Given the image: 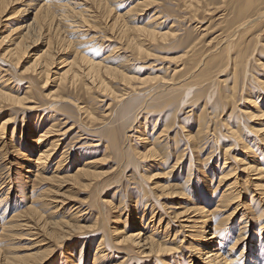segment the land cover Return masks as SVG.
Instances as JSON below:
<instances>
[{"label": "bare ground", "instance_id": "1", "mask_svg": "<svg viewBox=\"0 0 264 264\" xmlns=\"http://www.w3.org/2000/svg\"><path fill=\"white\" fill-rule=\"evenodd\" d=\"M151 1L136 0L135 3L130 4L129 8L123 14H120L117 11V3L123 2V0H0V24L2 17H6L3 21L9 20V22H12L9 28L7 24H1V27L5 28L3 31L7 33L0 39V112L8 110L12 106L18 107L23 112L36 111L38 106L35 105L36 103L33 99H37L34 95L37 92L38 99H42L39 101H42L47 109L57 110L60 106L64 107L68 106V104L70 106L71 103L78 111L84 114L83 116L91 120L92 117L90 116L92 114L86 107L80 106L78 103L75 104L73 101L68 103V99L66 98L68 95L64 96L67 93H76L79 89L81 90L80 85L82 84L87 89H100L102 93L111 94L110 96L112 97L111 101L107 104L108 108L106 109L108 111L106 115L114 120L119 119L124 121L130 115L137 118L140 113L138 111L139 108L136 110L137 102L130 107L124 106L129 96L137 91L136 84H147L150 82L146 85V87L149 85L146 92L148 97L143 108L146 106L163 108V106L174 102L181 104L185 99L188 100L196 96L198 92L203 91L204 104L209 106L216 104L212 111L216 115L214 114V117L209 116L211 111L207 113L206 110H203L202 113L205 115L203 116L204 119L197 120L198 133L201 134L205 129L207 131L209 126L211 127L212 125V119L218 116L219 129L213 130L212 138L222 145L224 163L232 155L230 154V150L232 149L230 144H233L234 148L238 147L242 150L244 158L238 159L232 156V159L234 162H240V166L238 164L236 165L241 167L242 172L245 173L243 176L245 183L249 182L251 184L252 189L257 193L259 203L261 202L263 206L261 207L262 210L260 213H257L255 212L256 208L250 204L251 200L248 204L238 199L241 190L240 188L236 189L235 185L239 180L238 177H234L230 181L231 178L229 177L231 175L229 176V174L233 171L231 167L225 172L220 173L222 175L218 178L219 183H225L224 186L226 187L222 192L220 190L221 194L216 198L213 207H206L205 204L209 200L204 197L205 194L202 195L196 189L195 198L191 202L193 205H191L192 207L190 206L192 209L189 207L191 210H188V213L192 214V216H198H195L192 220L189 219L191 218L190 216L186 218L191 222L189 228L193 227V225H197L198 227L197 231L190 234L191 238H189L188 246L192 253L189 254V262L191 264L192 259L196 258L197 261L196 259L195 261L199 264H264V248L259 247L260 245L258 246V243H249L246 241L249 222L256 220V224L259 225V231L264 227V216L261 217L264 214V157L261 156L262 149H264V126L257 127L260 124H254L256 120L264 122L262 121L264 120V102H260L261 98L264 97V79H260L258 75H255V71H253L256 70L264 74V39L262 38L264 35V0H176V10H172L173 20L171 22L182 23L184 19L186 22L195 24L197 36L194 39L179 37L178 33L172 29V25L169 29H160V25L166 21H160L161 17L159 12L153 13L150 19L147 20L151 21L137 24L136 21L138 22L139 19L137 14L138 16L141 15L139 12L141 13L142 10H146ZM16 4L17 6H15ZM109 14L111 15L110 17ZM168 15L171 14L168 13ZM178 15H181L182 19L178 20L175 18ZM21 16L23 19H19ZM102 17L111 21L109 23L110 25H107L111 30L108 39L111 37L118 38L120 40H118L119 43L122 42L136 55H149V52L152 51L149 47L152 44L155 47L164 49H172V47H177L179 50L182 49L180 50L181 54L171 58L172 62L174 60L177 63L171 70V76L169 78L163 76H144L143 78H137L125 76L122 73L123 76L120 79L122 78L125 84L123 82L120 83H123V86H125L123 88L124 92L116 94L110 82H113L115 77L117 78L116 71L122 70L116 68V65L113 66L110 64V54L96 58V55L92 56L91 52L88 55L87 51L85 52L83 48L80 49L82 47L81 44L83 42L85 43L84 38L90 36L92 25L96 26L94 23L96 24L98 21L100 23ZM91 36L87 39L91 40ZM86 46L83 45V47ZM177 48L175 49L177 50ZM109 52L112 53L113 50ZM26 61L29 64L20 70ZM8 70L10 74H8ZM53 74H57L53 77V79H56L57 87L55 86L56 89L53 93L50 92L48 94L47 92V94H43L38 89V80L41 83L40 88L44 87L47 83L49 84L51 80L50 76H53ZM218 74H225L228 77L229 82L227 83L226 94H223L221 91L222 81L219 78L217 79ZM215 76L216 81L213 82V77ZM14 81H20L26 84L24 88L26 93L24 95L26 96L20 97L16 93H13L19 92L21 88L20 85L17 88L15 85H12ZM193 90L198 92L196 93ZM198 96H196V102L201 99ZM28 98H31L35 104H26V99ZM189 100L191 101V99ZM238 100L242 102L243 106L245 105V110L243 106L239 107ZM114 105L117 106L114 108ZM229 109L231 110L227 113L226 111ZM221 113H223L222 117H220ZM8 118L1 122V129L5 128L4 124L9 121ZM244 119L247 120L246 124ZM251 120L253 121L251 122ZM51 122L44 128V131L38 132L37 135L33 136V143L29 145L25 152L22 151L23 149L20 146L16 145L17 143L12 145V148H14L13 153L24 159L23 163L25 164L21 170L16 171L17 175H19V191L25 192L28 186L29 175L27 174L33 175L38 183L45 181L47 187L41 190L37 196L33 197L32 201L23 210H18L19 207L17 208L16 203L7 201V194L11 187L7 190L6 195L5 192L0 194V209L4 207L3 211H0V240L3 239L4 241L6 239L9 242V239H13L14 235H21V229L26 230L28 233L33 232L31 234H36L37 236L41 231L45 230L49 234L48 236L55 242V246H57L58 244L61 245L69 235L72 236L74 233H81L82 230L85 231L88 228L89 230H95L90 238L94 235H101L96 240V250L91 257L93 258L92 264H98L97 262H99L98 260L100 258H97V254L100 257H104L107 253L104 254L106 250L110 252L115 250L127 256H124L116 264H128V260L132 259L133 256L143 257L146 261L155 260V262L160 264H172L168 258L171 259V256H174L172 251H177V248L180 246H172L174 238L172 237L171 239L169 237L170 232L165 229L166 226L159 233L160 219L157 225L149 224L154 221L152 219L147 224L141 225L142 221H138L141 215L131 210L132 227H134L132 231H122L118 225V227L110 228L109 223L108 225L106 223L105 215L101 210L99 201L98 204L94 205L98 208V216L96 218L100 217V220L95 221L91 226H84L78 221L74 222V220L70 223L69 220H65L64 218L56 219L55 216H57L58 211L62 215L64 213V210H62L64 196H62L63 193L56 194L60 189L56 186H65V182H69L74 178L77 179L79 176H83L84 178L94 177L93 172L95 170H89L88 167H85L86 162H83L77 167L73 175H60L61 166L65 164L64 160H66L64 154H61L60 158L56 161L57 165L55 169L48 171V166L57 155V149L62 141V135L67 130L62 131L61 128L57 130L55 129L57 127L55 126V121ZM168 130L165 125L158 133L159 135L162 133L159 138L167 134L166 132ZM114 131L110 128V132L106 130V133H112V136ZM249 136H253L252 138L258 141L260 147L258 146L257 149L253 148L251 150V143L249 144L247 140ZM184 137L187 141V148L193 154L195 152L194 149L197 147L196 137L191 131L185 132ZM111 139L110 143L115 145V138L112 137ZM138 139L141 140L142 150L131 147L134 150H132V156L131 154H126L127 152L117 153V157L121 163L125 162L128 165L131 163L135 164L134 167L137 171H139V161L142 162L151 159L152 162H156L155 164L157 166L161 164L157 161L159 160L157 158L158 156L160 157L161 152L158 153L159 149L157 151L154 142H151L153 140H149L144 131L138 134ZM261 150L262 152H260ZM181 158L182 155H177L175 162L170 165L169 170L165 171L161 169L163 175L179 167ZM119 164H116V166ZM157 174L154 172L151 175L143 174V176L148 179L150 176ZM113 177L114 175H109L97 181L93 180L95 181L93 185L96 193L99 195L103 194L106 191V187H111V184L116 179ZM144 178L140 177L139 179L140 188L142 186L143 191L146 192L145 197L151 198V193L149 192L151 189L146 185ZM82 180L84 179L82 178ZM165 186L161 184V188ZM58 195L59 197H56ZM98 197L100 198V196ZM34 199H37V206L35 204L36 202L34 203ZM3 200H6L4 204ZM103 203L108 204L111 201L107 199L103 200ZM45 206H48L49 213L46 217H43V212L46 210ZM114 206L111 208L115 210ZM8 207L11 214L7 217L5 213ZM186 209L179 212L180 216L185 215L183 212ZM217 211L227 212L224 214L225 216L218 218V216H215L218 215ZM34 214L37 215L36 218L40 217L41 219L43 217L41 220L39 219L40 222L38 220L35 222L33 219L32 221L28 220ZM238 216H240V219L238 222L239 226L237 225L236 237L233 238L234 240L229 245L228 250H224L222 246V243H224L223 240L225 238L228 239L229 235L227 233L234 230V225L236 224L234 222ZM115 221H117V217ZM225 224H229V226L226 229H222ZM134 225H141L142 227L138 229ZM224 231L226 234H224ZM257 239L259 244L263 243L264 245V239L260 237ZM43 240L44 238H40L34 241L33 244L36 243L37 245V242ZM3 243L0 242V256H2L0 264H27L30 260L31 262L34 260L32 264H47L46 262L50 260L51 253L54 251L48 245L44 247L38 245L39 247L37 246V249L34 250L35 252L14 254V251L10 252V250H6V246L10 242L7 244ZM236 247H241L240 252L236 253L234 251ZM244 254H246L245 258ZM71 256L72 254L67 251V257L65 259L71 264L78 263L75 259H71ZM81 260H79V264ZM53 264H59V262L53 260Z\"/></svg>", "mask_w": 264, "mask_h": 264}, {"label": "rangeland", "instance_id": "2", "mask_svg": "<svg viewBox=\"0 0 264 264\" xmlns=\"http://www.w3.org/2000/svg\"><path fill=\"white\" fill-rule=\"evenodd\" d=\"M135 1L136 0H123V2L117 3L118 5V8L116 7L117 11H119L120 14H123V12L127 8H129L130 4L135 3ZM154 1L153 0L151 1L149 7H147L146 10H142L141 13L138 11L139 14L141 15L138 16L137 14V17H139L138 22L136 21L137 24H143L145 22L151 21V20L149 21L147 20L150 19L153 13L159 12L160 13L159 15L161 17L160 21H163V20L166 21L165 23H162L160 25L159 27L160 29L162 28V30H166V29H169V27L172 25V29H174V32L178 33L179 37L182 36V37H186L189 39H194L197 36L196 35L197 30L195 28V24L193 25V23L186 22V20L184 19L182 23H178V22L172 23L171 22V20H173L172 10L173 9L176 10L175 9L176 8L175 3L177 2L176 0H154ZM15 6H17V4ZM168 13L171 15H168ZM110 16L111 15L109 14V17ZM2 18H1V21H2L1 24L5 23L8 25V28H9V26L12 25L11 24L12 22H9V20L3 21L4 18L6 17H4L3 19ZM175 18H177L178 20L182 19L181 15L180 16L178 15ZM19 19H23V17L21 16L19 17ZM132 20L131 22L134 21ZM98 22L96 24L94 23V25L96 26L92 25L93 31L91 28L90 36L93 34L94 35L91 36V40L87 39L90 36L84 38L85 43L87 44L83 42L81 44L82 47L80 49L83 48L85 52L87 51L88 55L91 53H92L91 54L92 56L96 55L95 56L96 58H100V56L102 55L110 54V57H109L110 64L113 66L116 65L115 66L116 68L118 69L120 68L122 70V71H116V76L119 79L115 77V79H113L114 81L110 82V85L114 89V92L116 94H121L124 92L123 88H125V86H123V83L125 84V82L122 81V78L120 79V77H122L123 74L125 76H132V77H137V78H140V77L143 78L144 76L146 77L147 76L148 77H151V76L162 77L163 76V77L169 78L171 76V73H172L171 70L173 66L177 64L174 60H173L174 62L173 63L171 58L181 54L180 50L182 49L179 50L177 47H172V49H164L160 47H155V45L152 44L149 47L150 49H152V51H150L151 53L149 52V55H143V56L136 55L132 53L131 50L126 45H124L122 42L119 43L118 38L111 37L110 39H108L110 37L111 30L109 29V26L107 25L111 21H108L107 19H104V17H102V20H100V23ZM1 24H0V39L7 33L3 31L5 28L1 27L2 26ZM262 38L264 39V35ZM83 45L84 46L87 45V46L83 47ZM175 48H177V50ZM111 50H113L112 53L109 52ZM28 64L29 63H27V61L24 62L23 63L24 66H22L20 70H22ZM31 67L33 66L31 65ZM253 71H255L254 72L255 75H258L260 79H264V76H262L264 75L263 72H257L256 70H253ZM7 72L8 74H10L9 70ZM55 75L57 74H53V76L52 75L50 76V79L54 81L52 82L51 80L50 81L48 80L49 84L47 83L46 86L41 87L43 88L42 90L40 88L41 83L38 80V85H39L38 89L40 90V92H42L43 94H47L48 92V94H50V92L53 93V91H55L57 87V82H55L56 79H53ZM213 78H214L213 82H215L216 76ZM218 78L219 80L222 81L221 91L223 92V94H226L227 87H228L227 83L229 82L228 77L225 74H221V75L218 74L217 79ZM120 82H123V83H120ZM147 84H141V83L136 84L137 91L133 92L132 95L129 96V99L126 101V104L124 105L126 107H130V106L135 105V103L137 102L136 110L139 108L138 109V111L140 112L138 114L139 116L135 118L134 116L130 115L124 121L119 120V119L114 120L111 117L106 115L108 111L106 109L108 108L107 104L111 101V97H112L110 96L111 94L109 95V94L102 93L100 89L98 90L87 89L82 84L80 85L81 86L80 88L83 92L79 89L76 93L70 92L64 96L68 95L66 97L68 99V103L73 101L75 104L78 103L80 106L86 107L92 114L90 116L92 117L91 120L90 118L83 116L84 114L78 111V109L75 106H73L71 103H70V106L69 104L68 106H64V107L60 106V108L57 110L47 109L46 106H44L45 104L42 101H39L42 99L40 98L38 99L37 92L36 93L34 92L35 93L34 95L37 99H33L36 104L33 103V100L31 98L26 99V104H29V105L35 104L38 106V109H36V111L34 110V112L33 111L23 112L18 107L12 106V107H9L8 110L4 112H0V116H1L0 124L2 121L8 118V116H10L8 118L9 121L4 124L5 128L1 129L0 127V135H1L0 136V194L5 192V195H6L7 190L9 189V187H11L9 193L7 194V199H8L7 201L11 203H16L17 208L19 207L18 210H23L26 208V205H28L32 201L33 197L37 196L41 190H44L47 187V184H45L46 183L45 181L38 183L37 180L34 179L33 175L27 174L29 175L28 186L26 187L25 192L19 191V186H18L19 185L18 184L19 175H17L16 171L21 170V168L25 166V164L23 163L24 159L20 158L15 153H13L14 148H12L13 147L12 145L17 143L16 145L20 146L23 149L22 151L25 152V150L29 147V145H32L33 136L37 135L38 132L44 131L45 130L44 128L47 127L48 123H50L51 121L52 122L55 121L54 122L55 126H57L55 127V129L58 130L61 128L62 131L66 129L67 130H66V133L62 135V138L60 136L62 141L60 142L58 146L57 155L54 157L51 164L48 166V171H53L55 169L57 165L56 161L60 158L61 154H64L65 156L64 158L66 160H64L65 164L61 166L62 169L60 170V173H61L60 175H71V174L73 175L77 167H79L83 162H86L85 167H88L89 170H92V169H93L92 171L95 170L93 172L95 179H93L94 177H90V178L86 177L87 178L86 179L83 176H79V178L77 179L75 178L71 180L69 179L70 181L69 182L67 181L68 183L65 182L64 185L66 187L56 186L58 189L60 188L59 191L57 192L55 191L56 194L63 193L62 196H64L63 197L64 199L63 209H62L64 210V213L62 215V213L58 211L56 214L57 216H55L56 219L64 218L65 220H69L70 223L73 222L74 220V222L78 221L80 224L84 226H87V227L91 226L93 223H95V221L100 220V217L99 218L97 217L98 219L96 218V216H98V208L97 206L94 205V204H98V201H99V205L101 207L102 212H104L106 223L107 225L109 223L110 228L120 226V230L122 231H125V230H126L125 232L132 231L134 228L132 227L133 220L131 219L132 211L138 212L141 215L140 219L138 220V221L140 220L142 221L141 225L147 224V222L151 219L154 221H152L149 224L157 225L158 220L160 219L159 221L160 230L158 229L159 233H161L160 231L163 230L166 226L165 229L170 232L169 237L171 239L172 237L174 238V242L172 243V246H180L177 248V251H172L174 256L170 255L171 259L172 258L173 259L171 260L170 258H168L170 260L169 262L172 264H190L189 254L192 252L188 246L189 245L188 242L190 241L189 238H191L190 234L197 231L198 227L197 225H193V227H190L191 228L190 230L189 225L191 222H189V220H187L186 218L187 216H190L191 218L189 219L192 220L194 219L195 216H198V215L192 216V214L188 213L189 212L188 210L192 209L191 205L193 204H191V202H193L192 200H194L193 198H195L196 189H198L200 193H202V195L205 194L204 197L207 200H209L205 204L206 207H210V206L213 207L215 204L216 198L220 196L221 192L226 187L224 186L225 183L223 182L219 183L218 178L220 175H222L220 173L225 172L231 167L234 172L232 171L229 174V176L230 175L231 176L230 177L228 176V177L231 178L230 181L234 177H238L239 182L236 183L237 186L235 185L236 189L240 188L241 190V194H240V197H238V199L241 202H247L248 204L250 203V200H251L250 204L256 208L255 212L257 213L258 212L260 213V211L262 210L261 207L263 205L261 202L259 203V199H257L258 197L257 193L252 189L251 184L249 182L245 183V180L243 177L245 173L242 172L241 167H239L240 162L239 161L234 162L232 159L233 158L232 156H235L238 159L244 158V154L242 150L239 149L238 147L234 148L233 144L228 143L232 146V149L230 150V154L232 155H230L231 158H227L226 159L227 161H225L224 163V160H223L224 155H223V150L221 147L222 145L219 144V142H216V140L212 138L213 130L219 129V121L217 120L218 116L212 119L213 121V122L211 121L212 125L211 127L209 126V129L207 131L205 129V131L202 132L201 134L198 133V121L197 120L201 118L204 119L203 116L205 115L202 113L203 110H206L207 113L211 111V114H209V116L214 117L216 114L215 112H212V111L214 110V107L216 104L214 105L211 104L210 106L207 104H204L203 102L204 92L200 90H199L200 92L196 91L198 89L195 87L196 90H193V91L196 93L198 92L197 94L199 95L198 97H201V99L197 102H196V96H197L196 95L194 97L189 98L191 99V101L189 99L188 100L185 99L186 100L185 102V100L183 99L185 103L182 102L181 104L180 103L176 104L174 102L172 104L163 106V108H156V107H151V106L150 107L146 106L145 108H143V106L145 105L146 99L148 97L146 92L149 88V85L146 87ZM12 85H15L16 88L19 85L21 87L19 89V92H13L14 94L16 93L20 97L26 96L24 95L26 94L25 89H24L26 86L25 83L20 82V81H14ZM260 102L261 103L264 102V97L261 98ZM238 104H239V107L243 106L240 100H238ZM116 106L114 105V108ZM243 107H244L243 109L245 110L246 109L245 105ZM230 110L231 109L227 110L226 112L228 113L230 112ZM221 114H220V117L223 116V113ZM244 120L246 124L247 120L246 119ZM252 121L253 120H251V122ZM251 122L249 123L251 124ZM254 122H255L254 123L255 125L260 124L257 127L264 126V122H259V120H256ZM165 125L169 130L166 132L167 134H164L159 138V136L162 133L160 135L158 133L161 131V129H163ZM110 128L113 131L115 130L112 136H111L112 133H109V134L106 133V130H109L110 132ZM143 131L144 133H146V136L148 137L149 140H153L151 142H154L155 148H157V151L159 149L158 153L161 152L160 157L158 156L157 158L159 159L157 161L160 162L161 164L157 166L155 164L156 162L155 163L152 162L151 159L146 160V161L144 160L142 162L139 161V166H138L139 171H137L135 170V167H134L135 164L131 163L128 165L125 162L121 163V161L117 157V153L120 154L121 152H127L126 154H129V155L131 154L132 156L133 155L132 148H137V149L142 150L143 147H141V140L138 139V134H140ZM187 131H191L192 134L196 137L197 147L194 149L195 152H193V154H191V151L189 150V148H187V141L185 140V137H184V133ZM112 137H114L116 140L115 145L110 143V141L112 140L111 139ZM252 137L249 136L247 139L249 141V144L251 143L250 144V147L252 148L251 150H253V148L257 149L259 146L258 141ZM259 150L260 148L258 149V153H259ZM262 150L260 151L262 152L261 156L264 157V149ZM161 155L163 158L161 157ZM175 155L176 156L182 155L179 167H176L175 169L170 170L166 174L163 175V173L161 172V169L165 171L169 170V168L171 167L170 165H172L176 160ZM118 163L120 164L116 166V164ZM236 164H238L239 166ZM100 172H102L103 175ZM154 172L155 174L157 173L158 174L150 176L148 179L144 178L145 176H143V174L151 175ZM109 175L110 176L114 175L113 178L114 179L116 178L115 182L111 184V187L110 186L109 188L106 187V191L103 194H100V195L97 194L93 183L99 179H102L103 177L106 178ZM140 177L144 178L146 185L148 186L149 189H151L149 191L151 193V198L144 196L146 192L143 191L144 189L142 188V186H141L142 189L140 188V185H139ZM82 178L84 180H82ZM77 182H78V185H77ZM161 184L164 186L166 185V186L164 188H161ZM93 191H95V193H93ZM47 193L51 194L50 192H47ZM98 196H100V198ZM56 197H59V195ZM102 199L103 200L108 199L109 201H111V203L104 204ZM95 200H97V202H95ZM5 202L6 200H3V204ZM34 203L37 206V199L34 201ZM113 206L115 207V210L111 208ZM47 207L48 206H45L46 210L43 212V217H46L47 214L49 213L48 212L49 210L47 209ZM103 207H104V210H103ZM3 209L4 207L0 209V211H3ZM184 209H186L183 212V214L185 215L180 216L179 212H182ZM9 211L10 209L8 207V209L6 210L5 216L8 217L11 214V211L10 213ZM226 212L217 211L218 215H215V216H218V218L220 216L223 217L225 216L224 214H226ZM263 216L264 214L261 215V217ZM36 217L37 215L34 214V216L31 219L29 218L28 220L32 221L33 219V221L35 222L37 220L38 222H40V220L43 218L42 217L40 219V217L39 218H36ZM116 217H117V221H115ZM239 219H240V216H238V218H236V221L234 222V224L236 223L234 225V230L227 233L229 235L228 239L225 238L223 240L224 243H222V246L224 250H228L229 245L234 240L233 238L236 237L235 234H237V229H238L237 227L239 226L238 224ZM256 223H257L256 220H254V222L253 221L249 222L248 227H247L248 234H247L246 241H248L249 243L250 242L251 243L254 242L256 244L258 243V246L260 245L259 247L264 248L263 243L259 244L258 239H257L259 237L261 239H264V227H262V229H260L259 231V225ZM141 225L140 226L134 225V226L135 228L139 229L142 227ZM228 226L229 224H225V226H223L222 229H226ZM36 231H39V230H36ZM94 231L89 230L87 228V230L85 231L82 230L81 233L72 232L74 233L72 236L69 235L68 238L64 239L61 245L58 244L57 246H55L54 244L55 242H53V240L51 239L50 236H48L49 234H47V231L45 230L41 231L37 236L36 234H31L33 232L28 233L26 230L21 229L22 236L20 234H17V236L19 237L14 235L13 239L11 240L9 239L10 243L7 242L8 240L6 239L4 241L3 239H1L0 242L1 243L4 242L3 244L9 243V245L6 246V250L7 251L10 250V252L14 251V254L15 253L25 254L27 252H35L34 250L37 249L38 245L39 246L42 245L43 247L48 245L54 251L51 253L50 260L46 262L47 264H53V260L59 262V264H71L65 259L67 257V251L70 252V254H72L71 259H75L76 262H78L74 264H79L80 259H82L80 264H92L93 258L91 257L93 256L96 250V245H97L96 240H98L101 237V235L98 234L90 238V236L94 234ZM224 234H226L225 231H224ZM40 238L41 239L44 238V240L41 241L43 243L37 242V245L36 243L33 244L34 241L39 240ZM240 250H241V247H236L234 251L238 253L240 252ZM108 251L109 250H106L104 252V254L107 252L104 257H100L97 254V258L98 259L100 258L98 260L99 262H97L98 264H116L122 258H124V256L127 257L124 253L122 254V252H118L115 250H112L111 252L110 251L108 252ZM83 254L84 256L82 257ZM245 255L246 254H244V258H245ZM137 257L139 256H136V257L133 256L132 259L128 260V262L130 264H160V263L155 262V260L146 261V259H144L143 257H139V258ZM0 258H1L0 259V263H1L2 256H0ZM195 259L196 258L192 259L191 264H199L198 262H196L197 259L196 261ZM32 263H34V260H32V262L31 260L27 262V264H32Z\"/></svg>", "mask_w": 264, "mask_h": 264}]
</instances>
